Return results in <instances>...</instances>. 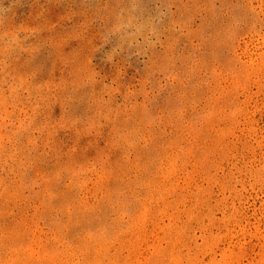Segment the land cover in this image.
<instances>
[{
  "label": "rangeland",
  "instance_id": "obj_1",
  "mask_svg": "<svg viewBox=\"0 0 264 264\" xmlns=\"http://www.w3.org/2000/svg\"><path fill=\"white\" fill-rule=\"evenodd\" d=\"M0 264H264V0H0Z\"/></svg>",
  "mask_w": 264,
  "mask_h": 264
}]
</instances>
